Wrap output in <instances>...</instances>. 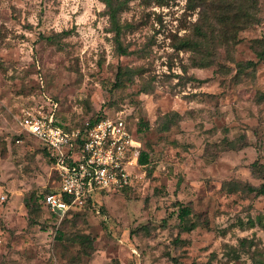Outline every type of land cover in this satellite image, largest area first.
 Masks as SVG:
<instances>
[{
  "label": "rangeland",
  "instance_id": "1",
  "mask_svg": "<svg viewBox=\"0 0 264 264\" xmlns=\"http://www.w3.org/2000/svg\"><path fill=\"white\" fill-rule=\"evenodd\" d=\"M199 2L129 0L119 55L100 0H0V264H264V195L247 191L264 183V0L193 55L178 47ZM36 111L72 129L118 115L147 165L56 217L38 198L58 186L51 165L18 124Z\"/></svg>",
  "mask_w": 264,
  "mask_h": 264
},
{
  "label": "built area",
  "instance_id": "2",
  "mask_svg": "<svg viewBox=\"0 0 264 264\" xmlns=\"http://www.w3.org/2000/svg\"><path fill=\"white\" fill-rule=\"evenodd\" d=\"M18 124L52 159L58 186L43 199L52 215L63 217L71 209L93 205L103 195L130 187L128 169L137 165L139 144L127 121L118 115L72 129L61 125L54 113L36 111L23 114Z\"/></svg>",
  "mask_w": 264,
  "mask_h": 264
},
{
  "label": "trees",
  "instance_id": "3",
  "mask_svg": "<svg viewBox=\"0 0 264 264\" xmlns=\"http://www.w3.org/2000/svg\"><path fill=\"white\" fill-rule=\"evenodd\" d=\"M104 5L106 10V16L109 23V31L113 34V41L115 44V49L119 55H127L128 52L125 48L122 47L120 42V37L123 31V26L120 24V15L127 7V3L129 0H100ZM211 1L212 6L210 10H205L204 6H208L207 0H200L199 5H196L200 8V18L198 22L195 24L193 28L192 39H182L180 45L178 47L179 50H184L186 52L192 53L193 55L201 54V48L205 44H209L210 41H218V42H229L234 41V36L237 32L247 29L253 24L258 22L257 17L255 16L258 0H209ZM51 37H47L46 41H51ZM263 57L262 54H258V58L261 59ZM195 66L204 67L205 64L198 63L197 61H193ZM255 63L248 61L242 63L240 65L241 69H247L254 67ZM120 74V71L119 73ZM261 99H264V94L261 95ZM104 117V115H97L95 117L90 118L88 121H97L100 118ZM61 125H64L60 122ZM66 126V125H65ZM67 127V126H66ZM69 128V127H67ZM147 128V125H144V129ZM140 131V128H139ZM19 140V136L16 138V141ZM41 149L44 157L48 160L50 165L52 164V159L49 157L46 150ZM148 162V153L145 151H140L137 164L141 166H146ZM53 190H49L44 193L42 196L38 198L41 199L40 203L43 204L44 196L52 192ZM247 191L249 193H254L257 196L264 195V183L259 185L258 187H247ZM180 206V203H177ZM92 205L88 203L87 206ZM26 209L29 211H33V205L31 202L25 203ZM39 207V205H36ZM178 218L181 223L185 224L183 230L186 232H190L196 228L194 223H191L189 226L186 225V218L189 215V210L184 208H179ZM90 242L88 241V244Z\"/></svg>",
  "mask_w": 264,
  "mask_h": 264
}]
</instances>
